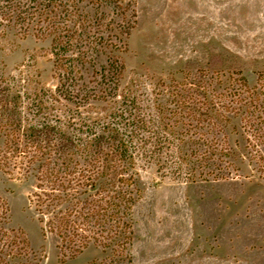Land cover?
<instances>
[{"label":"rangeland","instance_id":"374dc122","mask_svg":"<svg viewBox=\"0 0 264 264\" xmlns=\"http://www.w3.org/2000/svg\"><path fill=\"white\" fill-rule=\"evenodd\" d=\"M192 89L204 109L219 105L215 148L207 117L199 141L174 116ZM1 96L13 111L1 129L127 141L136 163L123 256L90 244L70 259L43 235L34 178L0 165L4 227L24 231L43 264H264V0H0Z\"/></svg>","mask_w":264,"mask_h":264},{"label":"trees","instance_id":"16d2710c","mask_svg":"<svg viewBox=\"0 0 264 264\" xmlns=\"http://www.w3.org/2000/svg\"><path fill=\"white\" fill-rule=\"evenodd\" d=\"M53 33L57 32L53 30ZM202 94L194 89L186 91L175 100L178 110L173 112L174 116H179V121L191 122L186 132L190 137H199V141L205 130L201 118L207 117V134L211 135V147L215 148L214 142L218 140L214 135L222 131V127L213 121L214 116H220L219 105L210 101L209 108L204 109ZM2 99L1 103H7ZM255 100L243 99L241 105L252 106ZM1 106L4 109L0 116L13 112L4 103ZM226 110L240 109H232L229 105ZM166 126L170 125L166 123ZM15 128L13 132L0 128V135L4 137L0 165L5 172L18 170L25 177L34 178L35 186L29 201L39 216L43 235L55 234L59 240L58 248L69 259L75 258L90 244L123 256L133 237L130 211L141 194L129 143L121 141L117 146L107 148L93 142L77 145L62 141L63 137H59L60 133L54 127L39 130L33 127L21 129V125H17ZM194 143L198 153L202 145L198 141ZM67 150L70 153H66ZM228 150L225 151L227 157L230 156ZM0 202L3 209L0 215V264H43L44 257L31 248L24 231L5 229L9 208L1 198Z\"/></svg>","mask_w":264,"mask_h":264}]
</instances>
